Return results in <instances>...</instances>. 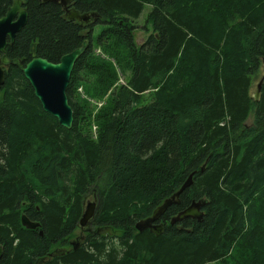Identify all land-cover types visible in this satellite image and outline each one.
Wrapping results in <instances>:
<instances>
[{"label": "trees", "instance_id": "16d2710c", "mask_svg": "<svg viewBox=\"0 0 264 264\" xmlns=\"http://www.w3.org/2000/svg\"><path fill=\"white\" fill-rule=\"evenodd\" d=\"M23 2L27 21L6 47L9 59L57 63L86 32L88 46L66 89L69 130L42 111L18 68L5 71L0 264H35L56 246L65 254L43 264H264V81L259 100L250 96L264 64V0H72L79 13L96 15L89 28L66 22L58 4ZM11 3L0 0V18ZM147 6L148 36L138 46L134 23ZM95 30L124 85L114 86L113 64L93 54ZM79 86L97 99L112 90L95 116L96 138ZM191 173L179 204L160 218L163 233H138L134 223ZM93 189L91 223L101 234L73 250ZM201 199L200 221L169 224ZM21 212L40 223L42 236L20 227Z\"/></svg>", "mask_w": 264, "mask_h": 264}, {"label": "water", "instance_id": "95a60500", "mask_svg": "<svg viewBox=\"0 0 264 264\" xmlns=\"http://www.w3.org/2000/svg\"><path fill=\"white\" fill-rule=\"evenodd\" d=\"M43 3H57L65 8L70 0H39ZM66 18L70 21L84 20L87 22L89 15H79L77 12L68 10ZM27 10L23 7L22 0H13L11 6L6 10L3 17L0 18V89L4 85L5 72L3 68L10 66L18 68L24 78L29 82L33 89V95L39 101L42 111L51 115L57 120L59 126L69 130L72 127L73 112L68 104L66 96V89L69 84L71 72L79 57H81L86 48L87 43L84 41L81 47L72 52L63 55L57 63H52L44 58L36 57L31 59L24 66L19 59H9L6 54V47L8 44L14 42L15 36L26 25ZM93 17V14H91ZM264 77V76H263ZM263 79L256 85V90L253 93L252 99L257 102L259 99ZM202 170V169H201ZM191 173L180 188L173 193L169 198L165 199L163 203L158 206L146 220L137 221L134 224L138 232L149 230L156 236L163 233V227L159 222L161 216L171 205L179 204L180 194L187 189L192 183ZM206 204L204 200L192 202L188 207L178 212L177 215L171 218L170 225H175L184 219L191 218L200 221L202 218L201 208ZM95 203H88L82 214L79 224L86 226L94 214ZM20 225L27 230L36 231L40 228V223L30 220L25 214L20 216ZM38 235L42 236V231H38ZM73 241L71 245L74 250L79 248V244ZM2 249L0 246V257ZM48 259H41L35 264H43Z\"/></svg>", "mask_w": 264, "mask_h": 264}, {"label": "rangeland", "instance_id": "374dc122", "mask_svg": "<svg viewBox=\"0 0 264 264\" xmlns=\"http://www.w3.org/2000/svg\"><path fill=\"white\" fill-rule=\"evenodd\" d=\"M149 11V6L146 7V9L143 11L142 15L139 17L138 20L135 21L134 23V32H133V41L138 45H142L144 43V40L145 38L148 36V34H146L145 31H143V27H144V20H145V17H146V14L148 13ZM97 31L98 30H95L92 34H91V41L94 45V47L96 49H98L99 47L97 46L98 42V38H97ZM151 30H148V32H150ZM100 44V42H99ZM100 49V48H99ZM94 54V53H93ZM95 55V54H94ZM102 59L104 60H109L114 68H115V72L118 73L119 72V69L116 67L115 65V62L113 59L111 58H108L107 57V54L102 57ZM260 66V65H259ZM259 66H258V69H259ZM257 69V70H258ZM263 70L262 68L259 69L258 71V74L256 75V78L253 79V85H252V89L250 90V95H253V93L255 92V89H256V85H257V82L259 80V77L261 76ZM123 76L122 80L124 82V84L126 83V79H125V76L124 75H121ZM77 95L79 96V98L81 100H84L86 102V104L89 106L90 108V111H91V124H93L94 126H97L94 119H95V116L98 114V112L102 109V108H99V104H101L102 102H104V100L106 99L105 98V95L99 99L97 98H93L89 95H87L84 91V88L82 86H79L78 87V90H77ZM93 192H90L88 195H90L89 197H87V199L89 198L90 200L93 198V193H95L94 189L92 190ZM94 195H97V194H94ZM83 208H84V204H83ZM82 208V210H83ZM76 231H77V228L76 230L74 231V235L76 234ZM79 231V230H78ZM77 231V232H78ZM106 232H110V231H106ZM106 232L102 233V235H104ZM95 234H98V233H95ZM101 233H99L100 235ZM106 237H114V234L111 233V234H105Z\"/></svg>", "mask_w": 264, "mask_h": 264}, {"label": "flooded vegetation", "instance_id": "af4514ba", "mask_svg": "<svg viewBox=\"0 0 264 264\" xmlns=\"http://www.w3.org/2000/svg\"><path fill=\"white\" fill-rule=\"evenodd\" d=\"M40 3H43V2H40ZM53 4H55V3H53ZM58 4V3H57ZM59 6H60V8L62 9V7H61V5L60 4H58ZM67 8L68 9H74V10H77L76 9V7H74V3L72 4V2L67 6ZM78 11V10H77ZM81 13V12H80ZM64 14V10L62 9V15ZM65 20V19H64ZM66 21V20H65ZM66 22H69V21H66ZM71 23H74V22H71ZM75 24V23H74ZM78 26V25H77ZM89 202H96V204H97V198L96 197H93L91 200L88 198V199H84L83 200V203H82V205L84 204V208H83V212H84V209L87 207L86 205L89 203ZM82 212V213H83ZM152 214V213H151ZM151 214H150V216H151ZM28 216V215H27ZM149 217V216H148ZM147 218V217H146ZM143 219H145V218H143ZM79 230V231H78ZM78 231V232H77ZM77 231H76V237L74 238L75 239V243H78L79 244V248H80V246H81V243L83 242H85V239H86V235L90 232V233H93L94 234V232H97V233H99L101 230H96V228H94V227H92V223H89L88 224V226H87V228L86 229H82V228H77ZM72 243V242H71ZM74 243V244H75ZM71 245V244H70ZM1 246V245H0ZM1 249H2V254H1V257H2V255L4 254V248H3V245L1 246ZM64 253H65V251H64V248H58L57 249V255L58 256H63L64 255ZM1 257H0V259H1Z\"/></svg>", "mask_w": 264, "mask_h": 264}, {"label": "bare ground", "instance_id": "6f19581e", "mask_svg": "<svg viewBox=\"0 0 264 264\" xmlns=\"http://www.w3.org/2000/svg\"><path fill=\"white\" fill-rule=\"evenodd\" d=\"M91 15V14H90ZM94 15V14H93ZM149 217H151V216H149ZM149 217H147V218H145V219H141V220H146V219H148ZM140 221V220H139Z\"/></svg>", "mask_w": 264, "mask_h": 264}]
</instances>
